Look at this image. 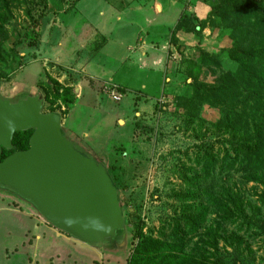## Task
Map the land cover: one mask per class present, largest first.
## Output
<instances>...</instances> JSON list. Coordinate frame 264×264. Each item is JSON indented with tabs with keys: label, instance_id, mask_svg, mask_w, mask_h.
<instances>
[{
	"label": "rangeland",
	"instance_id": "374dc122",
	"mask_svg": "<svg viewBox=\"0 0 264 264\" xmlns=\"http://www.w3.org/2000/svg\"><path fill=\"white\" fill-rule=\"evenodd\" d=\"M263 11L264 0H0V95L59 115L129 218L119 241L92 245L0 187V264H264V164L246 162L261 99L237 58L264 43Z\"/></svg>",
	"mask_w": 264,
	"mask_h": 264
},
{
	"label": "water",
	"instance_id": "95a60500",
	"mask_svg": "<svg viewBox=\"0 0 264 264\" xmlns=\"http://www.w3.org/2000/svg\"><path fill=\"white\" fill-rule=\"evenodd\" d=\"M42 99L0 95V155L17 131L33 130L29 148L0 161V187L32 203L51 223L92 245L119 241L123 229L117 188L105 170L64 136Z\"/></svg>",
	"mask_w": 264,
	"mask_h": 264
},
{
	"label": "trees",
	"instance_id": "16d2710c",
	"mask_svg": "<svg viewBox=\"0 0 264 264\" xmlns=\"http://www.w3.org/2000/svg\"><path fill=\"white\" fill-rule=\"evenodd\" d=\"M261 15L262 16L259 19L258 26L264 30V11L261 13ZM174 31L175 29L173 30V32ZM30 36H32L33 38L35 37V29H32V31L30 32ZM237 58L240 62L238 71H243V84L246 87H249L247 88V90L255 89L261 99L260 105L257 106L256 110L252 114H250L252 125L254 127L255 144L254 146L248 148L246 154V162L247 164H249V166H261L264 164V43L249 46L248 48L238 53ZM251 86H253L254 88H251ZM2 96L9 98L10 94H7V96ZM32 131L33 130L15 132L12 139V147L10 149H2L0 161L14 152L24 151L28 149L29 138L32 134ZM123 223L125 226H127L126 230L129 231L128 216L123 217ZM148 252L150 251L148 250ZM156 253L157 252H154L153 256H155Z\"/></svg>",
	"mask_w": 264,
	"mask_h": 264
},
{
	"label": "built area",
	"instance_id": "2783aa9c",
	"mask_svg": "<svg viewBox=\"0 0 264 264\" xmlns=\"http://www.w3.org/2000/svg\"><path fill=\"white\" fill-rule=\"evenodd\" d=\"M109 90H110V89H109ZM115 91H116L115 89L110 90L113 99H114L115 101H118L119 98H120V95H118L117 92H115Z\"/></svg>",
	"mask_w": 264,
	"mask_h": 264
},
{
	"label": "crops",
	"instance_id": "0c3cea01",
	"mask_svg": "<svg viewBox=\"0 0 264 264\" xmlns=\"http://www.w3.org/2000/svg\"><path fill=\"white\" fill-rule=\"evenodd\" d=\"M119 100H120V99H119ZM46 259H48V257H47ZM47 261L49 262V259H48Z\"/></svg>",
	"mask_w": 264,
	"mask_h": 264
}]
</instances>
